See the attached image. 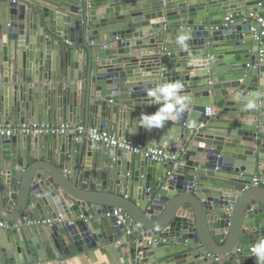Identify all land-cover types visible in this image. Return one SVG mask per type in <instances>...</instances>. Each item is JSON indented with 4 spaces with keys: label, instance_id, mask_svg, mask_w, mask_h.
Segmentation results:
<instances>
[{
    "label": "water",
    "instance_id": "95a60500",
    "mask_svg": "<svg viewBox=\"0 0 264 264\" xmlns=\"http://www.w3.org/2000/svg\"><path fill=\"white\" fill-rule=\"evenodd\" d=\"M258 3L0 0V124L84 122L175 156L155 162L117 149L90 162L74 135H0V221L9 224L0 264L101 246L113 240L105 226L118 237L134 227L144 264L248 260L247 246L264 238V36L249 19L264 17ZM175 82L191 113L176 105L177 124L148 130L143 111L168 102L148 92ZM240 102L256 121L234 117ZM116 209L125 225L107 216ZM58 217L64 223L25 224ZM139 235L168 245L154 251Z\"/></svg>",
    "mask_w": 264,
    "mask_h": 264
},
{
    "label": "built area",
    "instance_id": "2783aa9c",
    "mask_svg": "<svg viewBox=\"0 0 264 264\" xmlns=\"http://www.w3.org/2000/svg\"><path fill=\"white\" fill-rule=\"evenodd\" d=\"M259 9L264 11V0H259ZM250 18L258 22L260 29H254L256 39H260L264 36V17L258 15V13L250 14ZM0 135H6L7 137H12L14 135H24V136H34L39 137L43 135H74L77 138L86 136L96 143L103 144L109 148L126 150L134 154L142 155L149 160L155 162H169L175 159V156H171L166 151L160 148L145 147L142 144H138L128 138L119 137L114 133L106 129H101L96 126H86L84 124H74L71 122H51V123H22L16 126H6L0 125ZM261 181L255 178V185H260ZM122 209H116L113 213H108L107 216L116 218L115 224L117 226L125 225L129 221V216L127 213H123ZM35 224H44L47 226H52L57 223H64V218L58 217L56 219L48 218L40 221H34ZM33 223V222H32ZM31 223V224H32ZM7 223L0 221V227H6ZM135 228L127 227L124 235L132 236L134 235ZM148 241L151 246H160L167 244L168 241L165 238L159 239H147L142 237H137L136 242L140 245L141 242ZM137 251L134 256L132 264H144L143 255L139 251L140 248H136ZM252 247L249 249V255L251 257L249 264H257L255 257L251 251Z\"/></svg>",
    "mask_w": 264,
    "mask_h": 264
},
{
    "label": "crops",
    "instance_id": "0c3cea01",
    "mask_svg": "<svg viewBox=\"0 0 264 264\" xmlns=\"http://www.w3.org/2000/svg\"><path fill=\"white\" fill-rule=\"evenodd\" d=\"M236 3H240V2L236 1ZM4 5H5V3H4ZM3 12H4V10L1 11V9H0V14L3 13ZM249 19L254 21V19H252L250 17H249ZM153 21L154 20H152V22ZM187 55H188V52H182L181 53V56L185 57ZM11 88L13 89V85L11 86ZM184 91L185 90L179 89L177 95L182 97V94L184 93ZM240 104H241V106L240 105L237 106L239 108L238 111H236L235 113L232 112V113H234V117L237 120H239V121H253V122L256 121V119H257L256 115H254V114H250L249 115L248 113L243 112L242 110H240L241 107H243L244 105L245 106H247V105L246 104L243 105L241 102H240ZM181 107H182L181 110L182 109H187L191 113V109H192L193 105H191V104L190 105H183ZM214 111L215 110L213 108H207V110H205L203 114H204V116L208 115L209 117H214L216 115V114L214 115ZM146 113H147L146 111H143V114H146ZM221 117L225 118L223 113L221 114ZM168 121L176 123L175 119H168ZM36 122L51 123V122H43V121H36ZM55 122L56 121H54V123ZM59 122H63V121H59ZM135 122H136V124L138 123L137 120ZM81 124L86 125L84 122H82ZM0 125H3V124H0ZM10 126H14V125H10ZM137 126H139V124H137ZM113 129H115V128H113ZM109 131H111V129ZM213 131H216V130H213ZM136 134H137V131L135 130L134 135H136ZM115 135L119 136L118 134H115ZM17 136H24V135H17ZM39 138L44 139L45 137L44 136H40ZM144 139L147 140L148 136L145 135ZM76 140H78L79 144H80V145L79 144L77 145L78 150L80 149V146H81V148L83 146L84 150H85L84 155H85L86 159L89 158L88 160H90V162H93L95 160V158H98L99 154H101V153L104 154L105 151H107V152H112V151L115 152V150H117V149L109 148V147H107V146H105L103 144H100V143H97V144H98V146H100V148L102 147V149H100L98 147L96 150H94L93 149L94 148V146H93L94 142L91 139H89L88 137H86L85 140L82 137L77 138ZM143 146L147 147L148 144H144ZM214 175H217V174H214ZM217 178H221V177H217ZM260 185H262V184H260ZM260 185H257V186H260ZM66 219L67 220H71V217H68ZM104 221H105V219H104ZM25 224L27 226L37 225V224H35L34 221H31V222L27 221ZM24 226L25 225H23L20 221L18 223H15V228H22ZM98 227L99 226L95 227V229H97ZM4 228H9V224L7 223V226L4 227ZM103 229H105V231H108L110 238H112L113 240L108 241V242L102 244L101 246L93 247V248H91L89 250H86V251H83V252H78L76 250V248L71 245L67 249V254H65V255H62V254H60L58 252H52L51 254L48 255L46 250H45V248H43L42 252L44 253V255L46 257H45L44 260L39 261V262H37L35 264H132V261L134 260L135 253L137 251L136 243L133 241L134 238H132V236H128V235H123V236L118 237L115 234H113V231H111V228L106 227V226ZM140 236L141 235H139L138 237H140ZM12 240H13L12 237L6 239V245H7L8 248H12V250H14L13 249V243L11 242ZM167 245L168 244H164V245H160V246H156V247L153 246V248H154L153 250L154 251H155V249L156 250H160L161 248H163L164 246H167ZM253 245H248L247 246L248 260L242 262L241 259H238L239 264H249L250 263L251 257L249 255V249ZM139 251L143 255V251H142L141 247H140Z\"/></svg>",
    "mask_w": 264,
    "mask_h": 264
},
{
    "label": "clouds",
    "instance_id": "9594fccd",
    "mask_svg": "<svg viewBox=\"0 0 264 264\" xmlns=\"http://www.w3.org/2000/svg\"><path fill=\"white\" fill-rule=\"evenodd\" d=\"M187 39L185 35H181L178 38V41L181 45L184 44V41ZM182 87L179 82L165 84L161 87L156 88L155 90H150L148 95L150 97H156V103H159L160 96L159 93L164 94V99L168 101L166 105L162 106L154 114H141V120L144 127H147L148 130H151L153 126L163 127L164 122L168 119H175V116L172 115L173 110L176 105L183 106V98L177 95L178 90ZM253 256L255 257L257 264H264V238L259 239L251 249Z\"/></svg>",
    "mask_w": 264,
    "mask_h": 264
}]
</instances>
